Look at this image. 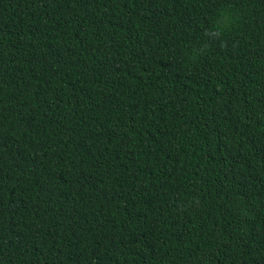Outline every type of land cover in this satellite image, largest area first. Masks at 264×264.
Segmentation results:
<instances>
[{"label": "trees", "instance_id": "trees-1", "mask_svg": "<svg viewBox=\"0 0 264 264\" xmlns=\"http://www.w3.org/2000/svg\"><path fill=\"white\" fill-rule=\"evenodd\" d=\"M0 264H264V0H0Z\"/></svg>", "mask_w": 264, "mask_h": 264}, {"label": "clouds", "instance_id": "clouds-1", "mask_svg": "<svg viewBox=\"0 0 264 264\" xmlns=\"http://www.w3.org/2000/svg\"><path fill=\"white\" fill-rule=\"evenodd\" d=\"M217 35H219V33L217 32Z\"/></svg>", "mask_w": 264, "mask_h": 264}]
</instances>
